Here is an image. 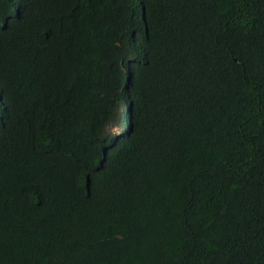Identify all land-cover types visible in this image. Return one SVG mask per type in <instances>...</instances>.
<instances>
[{"label": "trees", "instance_id": "1", "mask_svg": "<svg viewBox=\"0 0 264 264\" xmlns=\"http://www.w3.org/2000/svg\"><path fill=\"white\" fill-rule=\"evenodd\" d=\"M0 264H264V0H0Z\"/></svg>", "mask_w": 264, "mask_h": 264}, {"label": "rangeland", "instance_id": "2", "mask_svg": "<svg viewBox=\"0 0 264 264\" xmlns=\"http://www.w3.org/2000/svg\"><path fill=\"white\" fill-rule=\"evenodd\" d=\"M114 132H119L120 131V127L119 124H115L113 127Z\"/></svg>", "mask_w": 264, "mask_h": 264}]
</instances>
